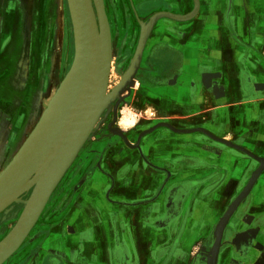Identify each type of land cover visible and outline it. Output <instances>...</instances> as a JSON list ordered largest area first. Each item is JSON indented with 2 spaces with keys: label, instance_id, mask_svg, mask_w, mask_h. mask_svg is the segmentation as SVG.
<instances>
[{
  "label": "crops",
  "instance_id": "0c3cea01",
  "mask_svg": "<svg viewBox=\"0 0 264 264\" xmlns=\"http://www.w3.org/2000/svg\"><path fill=\"white\" fill-rule=\"evenodd\" d=\"M193 9V0H125L123 10L135 25L137 17L145 24L160 11ZM157 23L134 85L118 104L132 93L121 111L125 121L119 119L125 141H103L97 165L79 176L73 197L38 220L20 264H198L202 241L207 264L217 225L260 163L224 141L264 163V88H258L264 84V0H200L193 19ZM132 29L139 37L142 27ZM7 39L0 102L18 111L16 123L1 129L0 173L29 136L24 130L38 123L45 83L72 60L67 1L0 0V47ZM207 74L218 75L210 86ZM202 176L207 195L200 205L191 196L182 206V193L191 191L186 181ZM262 192L254 184L228 224L243 233L237 250L246 248L254 232L249 225L264 209ZM8 210L0 213L2 222L13 219V204ZM258 241L264 250V239ZM220 251L222 259L226 250Z\"/></svg>",
  "mask_w": 264,
  "mask_h": 264
},
{
  "label": "water",
  "instance_id": "95a60500",
  "mask_svg": "<svg viewBox=\"0 0 264 264\" xmlns=\"http://www.w3.org/2000/svg\"><path fill=\"white\" fill-rule=\"evenodd\" d=\"M66 1L74 41L72 64L24 146L0 173V213L5 211L7 214L8 208L14 203H24L16 225L0 243V264L17 252L29 237L52 193L85 144L91 140L95 129L109 116L110 105L123 99L120 95L123 90L130 92L147 41L158 20L168 17L170 20L186 22L193 19L200 9V0H193L194 9L186 15L160 11L147 23L141 22L140 37L130 64L115 90L108 91L112 34L104 0ZM115 130L114 133L125 141L124 133L120 129ZM224 142L264 165L262 159L249 151L239 150L232 142ZM260 172L261 169L252 174L246 189L230 205L217 225L207 264H217L226 226L239 204L250 196L249 190L256 183ZM27 194L28 197L23 200L22 196Z\"/></svg>",
  "mask_w": 264,
  "mask_h": 264
},
{
  "label": "rangeland",
  "instance_id": "374dc122",
  "mask_svg": "<svg viewBox=\"0 0 264 264\" xmlns=\"http://www.w3.org/2000/svg\"><path fill=\"white\" fill-rule=\"evenodd\" d=\"M118 1V2H117ZM107 6L108 9L110 10L109 13V23L111 27V34L112 31L115 34L114 37V42L115 46L113 47V42H112V63H111V68H110V75H109V83H108V91L113 90L116 86V84L120 81L122 75L128 68L130 61L134 55V52L136 50L137 44L139 37L137 36V33L133 28V26H141V21H139V17L136 19V24L132 22L131 18H126V15H129L126 11H124L125 7V1L121 0H108L107 1ZM149 4H145L141 7L140 10H147L149 8ZM138 15V14H137ZM131 21V22H130ZM131 30L135 31V33H131ZM71 37H72V42L73 41V36L71 32ZM123 38V41L126 40L127 45L124 47L120 45L121 39ZM127 48V49H126ZM124 50V51H123ZM121 51L126 53L124 56H126V59L123 66L121 69H119L117 63L119 62V55L121 54ZM127 51V52H126ZM74 57V43H72V60L68 66L67 71L54 76V78L51 79V81H48L45 83V88H44V96L41 98V107L39 108V114L37 116V122L38 119L40 118V115L42 112L45 110L47 107L49 101L53 98L55 95L58 87L60 86L61 82L63 81L65 75L67 74L68 70L70 69V66L72 64ZM65 69V70H66ZM4 76L1 75L0 79L3 78ZM129 94V93H128ZM132 94V93H131ZM130 94V95H131ZM130 95L124 99V101L121 103V109H120V114H119V119L123 117H126V114H123L121 111L124 106H126L128 103H126V100L130 97ZM114 104V103H113ZM112 104V105H113ZM111 105V106H112ZM18 111V108H16V112ZM110 117H107L105 120L108 121ZM118 121L114 124V128L120 129L121 130V125ZM125 121V119H124ZM36 123V122H35ZM104 124H101V126L98 129H95L94 134L91 136V140H89L84 148L81 150V152L78 154L70 168L68 169L67 173L63 177L62 181L54 191L52 197L50 198L42 216H41V221L45 219L47 215H51L52 213H56L57 210L56 207L60 208L61 204L60 201L65 200L70 197V199L73 197V191L79 186V182L81 181V178H84L89 172L91 171L93 167V159L96 154H101L103 151L100 152V149H102V143L103 141L107 139H119L120 137L110 131V129L104 130ZM32 128L24 130V134L26 136L30 135V131ZM124 134H127L126 131L121 130ZM13 133H16L15 131ZM26 139V138H25ZM102 140L101 142L99 140ZM105 147H103L104 150ZM99 150V151H98ZM258 163V162H257ZM259 166H257V169L260 170L261 172L258 174L256 177V185L262 189H264V165L262 166L261 163H258ZM257 164V165H258ZM256 169V171H258ZM79 176H82L79 179ZM198 179V178H197ZM204 182H202L203 184ZM259 196H262L264 198V192L259 193ZM28 196L24 195L22 196V199L25 200ZM248 199V198H247ZM246 199V200H247ZM16 207V211L14 213V217L12 220L8 221L10 225L14 224V221H18V218L20 217V214L22 212V205L14 203L13 208ZM262 213H264V209H262ZM16 218V219H15ZM236 220V218H235ZM242 220L237 221L238 223L241 222ZM254 221V220H253ZM39 222V223H40ZM243 222V221H242ZM234 223V222H233ZM253 223V222H252ZM254 225L250 224L249 227H252L253 234L251 237L246 238V248H239L238 250L236 247H234L238 243V237L243 236V233L240 230H236L231 226L227 225L225 229V235H223L224 243L223 247L226 250L224 257L221 259L220 257L218 258L217 264H264V250H261L260 248H256L257 245H259L258 237H262L264 239V226L259 227L257 224H255V221L253 223ZM254 226V227H253ZM11 227V226H10ZM38 227V226H37ZM37 227L35 229H37ZM248 227V226H247ZM35 229L33 230L32 233H36ZM232 232V234H231ZM231 234V235H230ZM260 234V235H259ZM28 239V238H27ZM229 239V240H227ZM24 243L22 246L18 249V251L23 247ZM204 247V241L198 242L197 248V263L198 264H206L204 262V256H200V251L203 250ZM233 247V248H232ZM249 247V248H247ZM258 247V246H257ZM17 251V252H18ZM204 251V250H203ZM221 252V251H220ZM220 255V254H219Z\"/></svg>",
  "mask_w": 264,
  "mask_h": 264
},
{
  "label": "flooded vegetation",
  "instance_id": "af4514ba",
  "mask_svg": "<svg viewBox=\"0 0 264 264\" xmlns=\"http://www.w3.org/2000/svg\"><path fill=\"white\" fill-rule=\"evenodd\" d=\"M107 1L108 0H104V3H105V8H106V13H107V16H108V19H109L110 10L108 9ZM121 1H125V0H121ZM114 37H115V34L112 31L113 47L115 46ZM7 41H8V39L5 40L2 43L1 47H0V60H2V51L4 49V45L7 43ZM119 42H120V45H122L124 47L127 45L126 40L123 41V38ZM123 51H121V54L119 55V59H118L119 62L117 63L119 69H121V67L125 63L123 61H125V59H126V56H124L126 53H124ZM0 64H1V62H0ZM120 109H121V104L118 105V103H114V106H112V108H111V113H110L109 120L104 123V128H103L104 130H107L108 131V129H110V131H111L112 128H114V124L119 119ZM12 122L16 123V109L15 108H11V106H8V104H5L3 102H0V135H2V133L4 131V130H1V129L4 126L7 127V125L11 124ZM112 123H114V124H112ZM14 131L16 132V129H13L12 132H11V136H10V140L11 141H13L14 138H16V133H13ZM0 141H1V136H0ZM7 150H8V148L6 147V152L2 156H4V158L8 160V155H7L8 152H7ZM100 156H101V154H96L95 155V157H98V158H97V160L95 159L96 162L93 164V166L97 165V161L100 159ZM95 160H93V162ZM198 163H199V161H198ZM198 166H200V167L202 166L203 167V162H201L200 164H198ZM206 180H207L206 177L202 176V177H198V179L186 181L187 183L185 185H189V189H187V188L186 189L189 190V191L191 190V191L188 192V193H182L183 194L181 196V198H182V206H184V204L187 202V200L191 196H193L194 197V200H197L198 203H199L200 200L203 201V199L205 198V196L207 195V193L205 192L206 190H204L205 188H200V187H205V185L207 184ZM202 182H204V183L202 184ZM185 185L183 184L182 187H184ZM201 189H203V190H201ZM194 190H197L198 192L195 194V193L192 192ZM181 191H184V190L181 189ZM194 200H193V202H194ZM68 201H69V198L60 201V204L61 205H65ZM199 205H200V203H199ZM15 211H16V207L13 208V211H12L11 214H13ZM1 215L3 216V214H1ZM180 215H183L182 222L184 223V221H185V219L187 217V213L186 212H181ZM2 216H0V243L6 238V236L9 234V232L11 231V229L16 224V220L14 221V224L13 225H10L9 222H2V218H1ZM234 217L235 216H233V218H231V219L233 220ZM254 221H255V224H257L259 227L260 226L263 227L264 226V213H258V215L254 219ZM31 239H32L31 237L28 238V239H26V241L24 242L23 247L18 252H15L7 260H5L2 264H20V260L18 259L19 258V254H20V252L22 250H24L25 248L31 246V243H30L31 242ZM203 250H204V247H203ZM203 250L200 251V253H202V254H200V256H202V255L204 256L205 252ZM204 262H206L205 257H204Z\"/></svg>",
  "mask_w": 264,
  "mask_h": 264
},
{
  "label": "bare ground",
  "instance_id": "6f19581e",
  "mask_svg": "<svg viewBox=\"0 0 264 264\" xmlns=\"http://www.w3.org/2000/svg\"><path fill=\"white\" fill-rule=\"evenodd\" d=\"M96 18H97V13H96ZM162 18V17H161ZM97 26H98V31L100 32V24H99V21H98V19H97ZM73 30H74V27H73ZM138 73V72H137ZM137 75V74H136ZM215 76H218V75H214V74H207L206 75V77H205V80H206V84H207V86H210L211 85V81H212V79L215 77ZM137 77H135L134 78V82H135V79H136ZM119 84V82L116 84V86H115V88L117 87V85ZM133 85H134V83H133ZM115 88L112 90V91H114L115 90ZM258 88L259 89H263L264 88V84H259L258 85ZM124 89H127V87L126 88H124ZM223 91V90H222ZM222 91H220V90H218L216 93L218 94V96H221V94H223V92ZM124 92V90L122 91V93H120V95H121V97L123 96V93ZM50 103V102H49ZM49 103H48V105H49ZM113 103H118V101L116 100V101H114ZM112 103V104H113ZM120 103V102H119ZM118 103V104H119ZM111 104V105H112ZM47 105V106H48ZM111 105H110V107H111ZM108 113V112H107ZM32 133V131H30V134ZM29 137V136H28ZM28 137H26V139H24V140H22L21 141V143H20V145H18V148L19 149H17V153L15 154V156H17V154L19 153V151L21 150V148L24 146V144H25V142L27 141V139H28ZM14 156V157H15ZM14 157H13V159H14ZM12 159V160H13ZM12 162V161H11ZM10 162V163H11ZM56 190V189H55ZM54 190V191H55ZM54 193V192H53ZM53 193H52V195H53ZM27 196H28V194H27ZM52 197V196H51ZM23 207H24V203L23 204H21Z\"/></svg>",
  "mask_w": 264,
  "mask_h": 264
}]
</instances>
